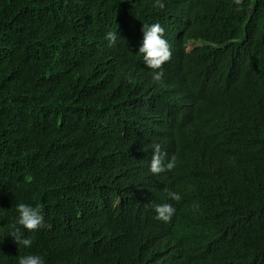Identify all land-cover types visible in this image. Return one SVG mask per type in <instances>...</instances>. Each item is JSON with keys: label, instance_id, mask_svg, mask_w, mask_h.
Returning a JSON list of instances; mask_svg holds the SVG:
<instances>
[{"label": "trees", "instance_id": "16d2710c", "mask_svg": "<svg viewBox=\"0 0 264 264\" xmlns=\"http://www.w3.org/2000/svg\"><path fill=\"white\" fill-rule=\"evenodd\" d=\"M162 2L0 0V264H264V0ZM157 143L171 171L151 173Z\"/></svg>", "mask_w": 264, "mask_h": 264}, {"label": "clouds", "instance_id": "9594fccd", "mask_svg": "<svg viewBox=\"0 0 264 264\" xmlns=\"http://www.w3.org/2000/svg\"><path fill=\"white\" fill-rule=\"evenodd\" d=\"M237 5L242 3V0H235ZM155 7L163 9L165 4L162 0H155ZM143 41L139 48V53L143 54L144 63L146 66L153 70L154 81L160 82L164 76L163 65L171 60L172 51L171 46L163 38L164 28L159 23H154L152 25H143ZM117 32H109L106 34L105 39L109 42V45H114L117 41ZM192 49V48H189ZM154 155L151 158L150 171L153 174H160L165 171H171L176 166L175 157H173L167 164H165V152L161 151L160 144H153ZM168 197L171 200L179 202L181 200V195L174 191L168 192ZM16 210L19 213V225L23 226L29 232H34L42 227H46L44 224V217L41 214V209L39 207L33 208L25 203H19L16 205ZM156 219L169 222L176 209L170 203H162L155 205L154 208ZM10 236L15 240L18 245H23L25 248H30L32 246V239L24 236L19 228L13 226V231ZM18 264H44V259L40 255L27 254L18 257Z\"/></svg>", "mask_w": 264, "mask_h": 264}, {"label": "rangeland", "instance_id": "374dc122", "mask_svg": "<svg viewBox=\"0 0 264 264\" xmlns=\"http://www.w3.org/2000/svg\"><path fill=\"white\" fill-rule=\"evenodd\" d=\"M193 46L191 45V47L190 48H192Z\"/></svg>", "mask_w": 264, "mask_h": 264}]
</instances>
